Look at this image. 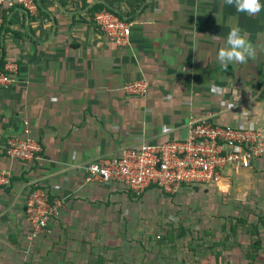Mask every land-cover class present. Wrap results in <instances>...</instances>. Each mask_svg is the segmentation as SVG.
<instances>
[{
    "label": "crops",
    "instance_id": "0c3cea01",
    "mask_svg": "<svg viewBox=\"0 0 264 264\" xmlns=\"http://www.w3.org/2000/svg\"><path fill=\"white\" fill-rule=\"evenodd\" d=\"M34 1L35 10L21 0L0 1V61L5 54L18 67L15 81L0 87V168L12 171L10 185L0 188V264H107L96 248L134 239L128 248L115 245L128 264L130 251L146 248L149 215L198 194L190 196L188 185L174 196L151 186L138 196L125 185L88 181L86 165L143 140L183 138L189 120L208 115L264 133V9L250 16L224 0ZM95 5L130 24L127 44L100 30ZM237 26L256 56L224 70L217 52ZM138 78L150 82L145 96L123 88ZM26 129L43 145L38 164L4 152L7 137ZM35 180L59 207L49 232L31 238L26 199ZM228 184L244 188V198L262 197L264 158L229 167L220 183L202 186ZM152 250L143 263H165Z\"/></svg>",
    "mask_w": 264,
    "mask_h": 264
},
{
    "label": "built area",
    "instance_id": "2783aa9c",
    "mask_svg": "<svg viewBox=\"0 0 264 264\" xmlns=\"http://www.w3.org/2000/svg\"><path fill=\"white\" fill-rule=\"evenodd\" d=\"M21 2L30 10L36 9L34 0ZM94 21L111 42L116 45L129 42L130 24L116 13L98 11ZM17 68L13 61L5 63L0 70V87L15 81ZM149 87L146 78L129 80L123 85L128 94L136 96H145ZM187 125L186 137L159 142L143 140L119 155L100 157L88 163L87 180L125 185L138 196L151 186L175 194L184 185L220 183L227 168H249L255 160L264 158V133L257 128L244 123L222 125L212 115L193 118ZM25 133L8 136L4 152L8 157L38 164L43 159V145L29 135L28 129ZM11 178V170L0 168V188L10 185ZM58 207L59 202L50 201L39 181L31 183L26 199L31 238L49 232V221Z\"/></svg>",
    "mask_w": 264,
    "mask_h": 264
},
{
    "label": "rangeland",
    "instance_id": "374dc122",
    "mask_svg": "<svg viewBox=\"0 0 264 264\" xmlns=\"http://www.w3.org/2000/svg\"><path fill=\"white\" fill-rule=\"evenodd\" d=\"M218 187L220 190L204 191L202 185H191V188L188 189L189 195L198 194L197 196L190 198V200L185 195L181 198H173V202H176L174 206L171 208L165 206L164 209H161L162 211L158 212L159 214L149 215L150 223L144 226L150 228L142 238L146 248L137 251L135 254L133 250L130 251L132 254L129 255L132 256V259L128 264H145L143 263L145 256L149 254L146 251H151L152 246H156L153 248L154 252L162 255L165 259V263L158 264H203L202 260L208 254L223 247L230 252H236L234 256H223L221 258L223 264H228V261L232 262L230 264H264V252L256 259L251 257L253 253L252 243L260 231L258 234L251 231L253 228H250V225L239 227L235 235L230 230H223V224H229L232 221V219L225 218L228 215L248 216L249 221H257L256 215L264 213V195L262 197L261 195L256 197L251 195L250 198H244L246 196L244 188L231 187L229 189V184L226 188ZM263 226L264 224H262ZM262 233L264 239V228ZM171 234H173V240L165 238L166 235ZM227 237L230 242L225 246L222 244L217 247L213 246V239L223 242L224 238ZM131 240L134 239H123L122 241L110 239L108 242L114 245L111 249L105 246L104 249L96 248L95 250L103 255L107 264H123L126 254H120V247H115V245L122 242L128 248ZM129 241L130 243H128ZM133 256L140 258L133 260ZM248 257L251 259L248 260ZM114 259L120 261L115 260L116 262H113ZM212 262L215 264L214 259Z\"/></svg>",
    "mask_w": 264,
    "mask_h": 264
},
{
    "label": "clouds",
    "instance_id": "9594fccd",
    "mask_svg": "<svg viewBox=\"0 0 264 264\" xmlns=\"http://www.w3.org/2000/svg\"><path fill=\"white\" fill-rule=\"evenodd\" d=\"M224 3L234 6L237 12L246 13L250 16L256 15L264 9L260 0H224ZM255 56V47L238 26L230 28L224 46L217 52V60L224 70L233 63H247L249 59H254ZM167 130V126H165L163 131L167 132Z\"/></svg>",
    "mask_w": 264,
    "mask_h": 264
},
{
    "label": "trees",
    "instance_id": "16d2710c",
    "mask_svg": "<svg viewBox=\"0 0 264 264\" xmlns=\"http://www.w3.org/2000/svg\"><path fill=\"white\" fill-rule=\"evenodd\" d=\"M99 5H95L91 10L94 11L95 13L98 11H104V10H108V11H112L109 9H99L98 8ZM97 10V11H96ZM113 12V11H112ZM94 13V15H95ZM115 13V12H114ZM117 14V13H116ZM119 15V14H117ZM120 16V15H119ZM121 17V16H120ZM7 61L5 60V54L2 56L1 61H0V70H3L4 65ZM181 189V188H180ZM173 196V194H171ZM51 201V200H50ZM248 216H241V215H228L225 216V218L228 219H232V221L228 224V223H224L223 224V230H230L231 233H233L234 235L237 233L238 228L239 227H246L248 225H250V228H253V230L256 232L257 234L259 233V235L256 236V240L252 243V247L251 249L253 250V253L251 254V257L254 259H256L257 257H259V255L261 253L264 252V239L262 236V229L264 228V226L262 227V224H264V213L261 214H257V221H249V219L247 218ZM261 227V228H260ZM167 239H171L173 240V234L171 235H166ZM229 242V238H224L223 242L222 240H218V241H214L213 242V246H218L220 244H222L223 246H225V244H227ZM227 248L223 247L222 249H217L216 251L213 250L211 252V254H208L207 257L205 259L202 260L203 264H212V260H215V264H223L222 263V257L225 255H231L234 256L236 254V252H230ZM247 259H251L250 257H248ZM232 263L231 261H228V264Z\"/></svg>",
    "mask_w": 264,
    "mask_h": 264
}]
</instances>
